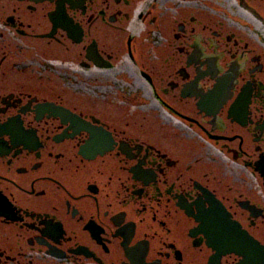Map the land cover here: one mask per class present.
Returning a JSON list of instances; mask_svg holds the SVG:
<instances>
[{
	"label": "flooded vegetation",
	"instance_id": "af4514ba",
	"mask_svg": "<svg viewBox=\"0 0 264 264\" xmlns=\"http://www.w3.org/2000/svg\"><path fill=\"white\" fill-rule=\"evenodd\" d=\"M0 264H264V0H0Z\"/></svg>",
	"mask_w": 264,
	"mask_h": 264
},
{
	"label": "water",
	"instance_id": "95a60500",
	"mask_svg": "<svg viewBox=\"0 0 264 264\" xmlns=\"http://www.w3.org/2000/svg\"><path fill=\"white\" fill-rule=\"evenodd\" d=\"M208 233L214 243L221 241L229 244L237 243V246H215V248L222 253L238 252L247 256L249 254V246H259V243L256 240L245 231H242L239 227L236 229L235 225L229 227L226 224L224 225L222 232L223 238H220V235L215 233L213 228H211Z\"/></svg>",
	"mask_w": 264,
	"mask_h": 264
},
{
	"label": "bare ground",
	"instance_id": "6f19581e",
	"mask_svg": "<svg viewBox=\"0 0 264 264\" xmlns=\"http://www.w3.org/2000/svg\"><path fill=\"white\" fill-rule=\"evenodd\" d=\"M161 3H167L168 1H170V0H159ZM132 27H134L135 28V30L137 31V32H139V30L141 31V26L139 25V23L138 22H135L134 21V23H133V26ZM243 231V230H242ZM247 233V232H246ZM248 234V233H247ZM249 235V234H248ZM253 238V237H252ZM254 239V238H253ZM255 240V239H254ZM257 241V240H256ZM258 242V241H257Z\"/></svg>",
	"mask_w": 264,
	"mask_h": 264
}]
</instances>
